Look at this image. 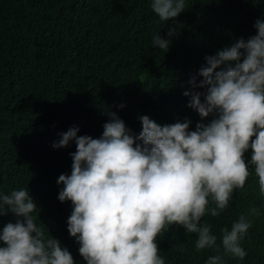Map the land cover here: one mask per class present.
Listing matches in <instances>:
<instances>
[{
    "label": "trees",
    "instance_id": "trees-1",
    "mask_svg": "<svg viewBox=\"0 0 264 264\" xmlns=\"http://www.w3.org/2000/svg\"><path fill=\"white\" fill-rule=\"evenodd\" d=\"M258 19L264 21V0H185V11L165 22L151 0H0V195L28 188L38 207L36 224L67 248L74 264H86L68 232L72 202L58 199L64 186L57 180L71 175L76 144H53L73 127L77 136L100 138L109 113L133 136L142 131L141 116L160 126L190 121L189 131L208 124L214 114L202 119L183 93L203 92L189 81L199 85L205 58L256 35ZM156 32L170 39L166 52L153 47ZM251 155L249 148L246 163ZM249 167L245 187L234 190L229 206L218 217L202 218L219 244L221 228L260 209L241 241L247 256L226 257L225 264H264V197ZM16 219L11 212L0 215V231ZM185 232L174 224L158 236V255L165 264H206L216 253L197 252L196 235Z\"/></svg>",
    "mask_w": 264,
    "mask_h": 264
},
{
    "label": "clouds",
    "instance_id": "clouds-1",
    "mask_svg": "<svg viewBox=\"0 0 264 264\" xmlns=\"http://www.w3.org/2000/svg\"><path fill=\"white\" fill-rule=\"evenodd\" d=\"M151 10L165 22L185 11V0H151ZM254 27L257 34L247 41L240 38L205 58L199 85L195 78L189 81L203 92L183 93L202 119L214 114L208 124L189 131L190 121L160 126L141 116L142 131L133 136L109 113L100 138L77 136L73 127L53 144H76L71 175L57 180L64 186L58 199L72 202L68 232L86 264H165L156 240L174 224L183 226L185 235H196L197 252L216 253L206 264L247 256L241 241L252 227L249 217L260 216L259 208L241 214L230 229L221 228L219 244L202 218L206 213L218 217L229 206L234 190L245 187L249 164L264 197V21L258 19ZM174 34L169 29L167 35ZM169 44L157 32L152 37L153 47L164 52ZM37 208L28 188L0 195V215L17 217L0 231V264H74L67 248L36 224Z\"/></svg>",
    "mask_w": 264,
    "mask_h": 264
}]
</instances>
